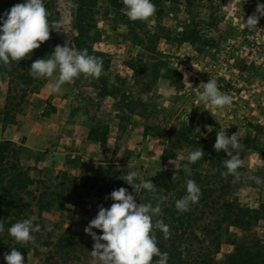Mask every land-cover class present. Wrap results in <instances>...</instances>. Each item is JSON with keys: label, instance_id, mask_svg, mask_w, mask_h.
I'll use <instances>...</instances> for the list:
<instances>
[{"label": "rangeland", "instance_id": "374dc122", "mask_svg": "<svg viewBox=\"0 0 264 264\" xmlns=\"http://www.w3.org/2000/svg\"><path fill=\"white\" fill-rule=\"evenodd\" d=\"M5 1L0 0V4ZM44 2L56 43L87 49L89 55L103 62L99 78L81 75L73 83L63 85L67 93L58 98L69 97L63 106L53 94L46 92L58 73L51 78L34 79L24 59L14 64V72L0 73V131L8 126L17 129L40 116L53 114L51 123L58 132L49 142L57 145L63 140L70 147L57 153L49 146L27 148L25 136L14 142L18 145L23 142L32 162L42 170L43 179L54 187L52 192L61 193L58 184L62 181L71 190L63 192L48 212L34 210L30 219L34 218L33 222L44 229L40 233L44 241L55 243L70 227L85 229L97 215L98 206L108 208L113 203L106 199L110 195L107 191L110 183L115 182L117 189L124 187L135 195L131 186L121 179L130 170L139 173L138 183L156 179L152 183L162 193L166 190V177L160 174L177 171L181 161H188L189 152L199 147L203 157L214 164L205 162L203 172L220 174L219 178L231 186L241 205L258 207L264 200V183L257 184L249 177L264 181V168L261 169L264 167V16L256 28L247 26L245 21L257 14V5L264 4V0H152L156 11L145 21L129 20L123 0H118V7L114 8L110 0H101L95 9L94 23L87 24L93 27L83 43L76 42L82 33L76 27L77 8L73 0ZM259 29L261 41H244L245 35ZM182 39H191L192 44L186 43L187 47L180 49L184 43L178 41ZM31 59L35 61L39 56L33 55ZM28 78L40 85L35 93H28L21 100L20 87ZM208 80H215L219 90L232 97L230 106L216 108L199 101L203 83ZM11 81L14 84L9 94ZM116 94L123 98L119 100ZM168 96L173 99L169 100ZM117 99L141 125L131 127L127 137L124 135L127 121L113 114L119 109ZM94 124L100 132L108 133L103 146L88 141ZM250 124L260 125L261 132L252 131ZM33 125H27L29 131L25 135L36 138ZM74 130L73 142L69 144L70 138L63 134ZM221 131L227 135L236 133L243 145L239 179L225 177L224 165L216 164L220 158H228L213 147L216 133ZM190 168H184L188 177L194 173ZM64 173L78 181L69 180V183ZM88 176L102 181L91 189L85 183ZM143 191L136 197L138 204ZM93 231L101 234L99 230ZM251 235H264V223L242 235L249 256L241 257L238 263H248L258 251L253 247ZM85 239L93 241L87 234ZM23 244L27 247L21 253L24 264H42L48 258L49 249L42 245L43 241ZM92 248L93 245L80 249L82 261L68 264H91ZM234 254V246L223 244L218 256L220 264L236 263L231 258Z\"/></svg>", "mask_w": 264, "mask_h": 264}, {"label": "trees", "instance_id": "16d2710c", "mask_svg": "<svg viewBox=\"0 0 264 264\" xmlns=\"http://www.w3.org/2000/svg\"><path fill=\"white\" fill-rule=\"evenodd\" d=\"M101 0H73L76 12V27L82 37H77L76 42H84L89 37L92 27L87 24L94 23L95 9ZM23 0H7L1 3L0 14L5 13L11 7ZM112 7H118V0H110ZM47 10V4L44 2ZM50 23L49 16L47 17ZM51 25V23H50ZM91 42V41H90ZM180 43H191V39H182ZM56 37L53 29H50V39L38 49L33 50L30 57H26L24 65L29 63V69L34 62L31 57L38 55L39 59L50 55L57 46ZM101 56V53H96ZM17 61L10 62L9 65H0V73L14 72V64ZM16 70V69H15ZM29 71V70H28ZM27 72V71H26ZM22 79V78H21ZM14 81L10 82L9 94L13 89L11 86ZM40 83L26 79L21 87V100L26 98V94L35 93ZM67 85V84H65ZM15 89L17 88L14 87ZM249 128L255 133H260L262 127L258 124H250ZM147 128V127H145ZM108 133L101 131L96 124L90 127L88 140L97 142L101 146L106 144ZM180 140V139H178ZM205 156V155H204ZM225 159H219L216 164H223ZM36 162V161H35ZM205 162H212L211 159L203 157L195 163L181 161L177 171H169L160 174L166 177L165 191L156 190L148 192L144 190L140 194L141 203H152L155 206L160 204L161 214L153 218V224L156 220H163L169 227L168 238L157 228L153 232L157 239V246L161 252L168 253L167 264H220L218 256L223 244L234 246L236 254L231 255L232 260L236 263L231 264H264V235H251L253 247L258 249L248 259V263L241 262L240 258L249 256L246 251V243L242 235L249 233L253 228L259 227L264 223V200H261L258 207L249 208L239 203L238 199L231 192V186L225 180L217 176L203 172L202 166ZM189 166L194 171L193 175L188 177L184 168ZM211 165L214 166L213 163ZM264 167H261V169ZM42 170L33 163L29 150L21 144L4 140L0 142V223L4 226V231L0 232V264H5L4 256L12 248L21 253L27 249L23 243L17 244L12 238L8 229L18 221L30 219L34 215V210L38 212H48L57 198H61L63 192L71 191L66 189L63 181L58 184L61 187V193L52 192L53 186L42 177ZM64 179L78 181L76 177H70L63 174ZM194 180L200 188V199L195 204H190L189 210L179 212L175 203L186 194V181ZM156 179H150L154 182ZM102 181L93 176H88L85 183L93 189ZM75 189L78 185H74ZM117 183L112 182L107 186L110 194L117 190ZM36 225L35 222H33ZM40 232L32 233L35 236L34 241L29 243L38 244L43 241V246L49 249L48 258L42 264H68L71 262H81L80 249L91 247L93 241L85 239L84 229L77 227L67 228L55 243L44 241ZM79 251V252H78ZM158 257H153L152 264ZM256 260V261H255Z\"/></svg>", "mask_w": 264, "mask_h": 264}, {"label": "clouds", "instance_id": "9594fccd", "mask_svg": "<svg viewBox=\"0 0 264 264\" xmlns=\"http://www.w3.org/2000/svg\"><path fill=\"white\" fill-rule=\"evenodd\" d=\"M123 4L131 21L148 20L156 11L152 0H123ZM256 13L247 18V26L256 28L260 17L264 16V4L257 5ZM47 17L44 0H23L0 14V65L6 66L12 61L19 62L30 57L33 50L50 39V29L53 28ZM60 30L62 29L57 31ZM102 70L103 62L98 57L89 55L87 49L77 50L65 43L63 46L57 45L45 58L36 59L30 66L29 75L34 79H42L51 78L58 73L55 83L50 84L47 89L49 94H55L61 91L63 85L73 83L81 75L99 78ZM198 99L202 104L216 108L232 104V97L222 93L215 80L203 83V91ZM213 147L216 152L223 151L228 157L222 162L226 169L222 175L239 179L243 145L236 133H216ZM203 156L204 152L199 147L189 152L187 160L195 163ZM138 177L139 173L135 170L124 175L121 179L131 186L135 195L124 187L112 191L106 197L113 202L111 206H98L97 215L85 227V234L94 242L90 251L93 258L91 264H152L153 257H158L155 264H167L168 253L160 251L153 232L157 228L165 239L168 238L169 227L163 220H156L153 224V218L161 214L160 204L153 206L152 203L136 202L141 190L154 193L157 189L150 180L138 183ZM249 179L257 184L264 183L259 177L252 176ZM200 195L197 183L192 179L187 180L186 194L176 201V209L179 212L188 211L190 204L199 201ZM33 219L18 221L8 229L9 235L17 244L34 241L32 233L41 231V226L34 225ZM93 229L99 230L101 234L97 235ZM3 231L4 226L0 223V232ZM4 261L5 264H24V257L20 251L12 248L5 254Z\"/></svg>", "mask_w": 264, "mask_h": 264}, {"label": "crops", "instance_id": "0c3cea01", "mask_svg": "<svg viewBox=\"0 0 264 264\" xmlns=\"http://www.w3.org/2000/svg\"><path fill=\"white\" fill-rule=\"evenodd\" d=\"M185 46L187 47L186 43H184L183 45H180L179 48L182 49V48H185ZM46 92H48V90ZM66 93H67V89L64 86H62V89L59 93L53 94L55 96L54 99L58 103H61L60 106H63V104L67 103L69 101V97L58 98V95L63 96V94H66ZM116 96H119L120 98L119 100L123 98L121 94H116ZM168 99L172 100L173 97L168 96ZM120 102L121 101L118 102V99H117L116 106L119 107V109H115V111H113V114L116 115L117 119L118 117H120L121 120L123 119L124 121H127L129 130L126 129L125 131L126 134H124L125 137H127L128 136L127 133H131L132 131L131 127L135 125H138L139 127H141V125H139V123L137 122L136 116L133 115L127 108L123 107ZM52 118H54L53 114H45V116H40L38 120H35L32 122H26L25 125H22L21 127L17 128L18 130L15 129L13 126H8L4 130L0 131V135L3 140H10L13 142H17L21 136H25L26 138L25 146L32 150L42 148V147L45 148L47 146L52 147V150H55L57 153H63L66 150H70V147L68 145H64L63 140L58 141V143L60 142V144H57V145H53V143L49 142V140L50 141L52 140L51 137L58 132L56 127L52 125L51 123ZM31 124H34L33 126H35V128L33 129V132H34V136L35 135L37 136L36 138H32L30 135H25L26 131H29L28 126H30ZM75 133L76 131L74 130L71 133L63 134L65 138L67 139L70 138L68 142L69 144L70 142H73V137L71 139V136L75 135ZM53 139L56 140L57 138L54 137ZM88 141L91 142L90 140Z\"/></svg>", "mask_w": 264, "mask_h": 264}, {"label": "built area", "instance_id": "2783aa9c", "mask_svg": "<svg viewBox=\"0 0 264 264\" xmlns=\"http://www.w3.org/2000/svg\"><path fill=\"white\" fill-rule=\"evenodd\" d=\"M261 31L262 30H253L251 33H248L247 35L244 36V41L247 43L250 42L251 40H254L255 42L261 41Z\"/></svg>", "mask_w": 264, "mask_h": 264}]
</instances>
